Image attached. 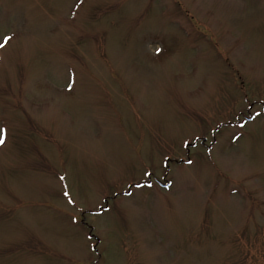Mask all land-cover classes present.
Listing matches in <instances>:
<instances>
[{
  "label": "rangeland",
  "instance_id": "obj_1",
  "mask_svg": "<svg viewBox=\"0 0 264 264\" xmlns=\"http://www.w3.org/2000/svg\"><path fill=\"white\" fill-rule=\"evenodd\" d=\"M0 139V264H264V0H0Z\"/></svg>",
  "mask_w": 264,
  "mask_h": 264
},
{
  "label": "snow or ice",
  "instance_id": "obj_2",
  "mask_svg": "<svg viewBox=\"0 0 264 264\" xmlns=\"http://www.w3.org/2000/svg\"><path fill=\"white\" fill-rule=\"evenodd\" d=\"M10 39H11L10 37L6 38V41L5 42H7V40H10ZM3 142H4L3 139H0V144H2Z\"/></svg>",
  "mask_w": 264,
  "mask_h": 264
},
{
  "label": "flooded vegetation",
  "instance_id": "obj_3",
  "mask_svg": "<svg viewBox=\"0 0 264 264\" xmlns=\"http://www.w3.org/2000/svg\"><path fill=\"white\" fill-rule=\"evenodd\" d=\"M203 140V139H202ZM205 142H203L202 144H204Z\"/></svg>",
  "mask_w": 264,
  "mask_h": 264
}]
</instances>
